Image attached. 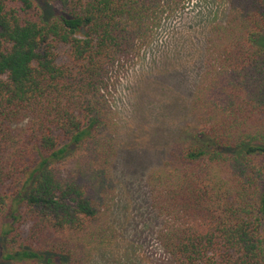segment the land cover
Segmentation results:
<instances>
[{
	"label": "trees",
	"instance_id": "obj_1",
	"mask_svg": "<svg viewBox=\"0 0 264 264\" xmlns=\"http://www.w3.org/2000/svg\"><path fill=\"white\" fill-rule=\"evenodd\" d=\"M44 1L0 0V264H93L119 237L117 79L191 0ZM224 1L146 176L169 264H264V0Z\"/></svg>",
	"mask_w": 264,
	"mask_h": 264
},
{
	"label": "rangeland",
	"instance_id": "obj_2",
	"mask_svg": "<svg viewBox=\"0 0 264 264\" xmlns=\"http://www.w3.org/2000/svg\"><path fill=\"white\" fill-rule=\"evenodd\" d=\"M37 1L54 11L44 0ZM226 10L224 0L187 2L162 21L136 64L118 77L111 105L121 131L113 214L119 237L111 249L96 255L93 264H169L156 239L160 220L150 205L146 176L180 140L203 71L208 27L223 22ZM64 49H60L62 58Z\"/></svg>",
	"mask_w": 264,
	"mask_h": 264
}]
</instances>
